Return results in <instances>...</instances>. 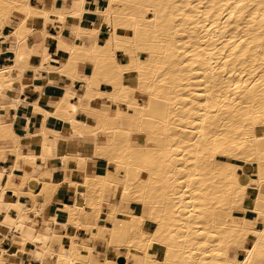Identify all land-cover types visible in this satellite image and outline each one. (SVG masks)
<instances>
[{
  "label": "bare ground",
  "instance_id": "6f19581e",
  "mask_svg": "<svg viewBox=\"0 0 264 264\" xmlns=\"http://www.w3.org/2000/svg\"><path fill=\"white\" fill-rule=\"evenodd\" d=\"M74 1L76 7L65 10L64 17L81 18L85 0ZM62 12L54 4L37 7L31 0H0V29L14 13L21 15L12 32L3 33L7 44L2 54L12 63L0 65V161L7 160L8 153L13 158L9 167H0V264H30L14 261L17 250L29 251L36 264H121L128 258L136 264H264V0H105L103 9L95 7L107 30L103 42L97 39L99 28L77 25L75 37L86 33L89 46L57 37L64 52L61 66L56 68L44 49L38 52L39 66L27 65L33 51L26 44L32 31L27 18L38 15L45 21ZM117 51L125 62L116 60ZM84 61L91 63L89 75L77 70ZM27 67L33 73L54 71L81 85L80 95L72 92L68 97L63 90L52 108L38 100L29 102L42 122L36 134L24 133L37 137L25 153L23 135L1 111L9 106L16 112L27 103L21 95ZM102 81L106 89L100 88ZM136 93L142 95L141 104ZM84 96L88 101L81 104ZM94 98L124 104L126 111L115 108V114L127 117L131 125L108 126V111L92 106ZM78 108L88 109L96 124L75 119ZM49 115L68 123L71 133L105 134L93 155L106 158L123 175L101 169L80 182L64 178L80 191L94 192L88 195V206L97 216L105 202L107 216L128 226L122 232L81 220L79 202L57 209L64 221L54 217L44 231L32 227L28 213L40 215L60 183L34 174L43 159L56 155L59 136L43 125ZM135 134L144 141L131 142ZM19 160L25 167L15 182ZM132 170L145 176L131 179ZM179 176H184L182 184ZM25 186L32 194L31 207L20 200ZM116 188L118 200L105 201L104 195ZM41 194L43 203L36 200ZM126 194L141 204L144 214L124 209ZM13 195L15 200L10 199ZM145 220L154 225L150 233L142 229ZM58 222L64 228L70 224L75 230H101L107 245L114 247L123 245L117 241L123 233L124 245L139 252L126 251L110 261L75 233L56 232L53 224ZM7 236L9 249L1 244ZM52 242L56 249L50 247ZM152 242L161 247V257L149 251Z\"/></svg>",
  "mask_w": 264,
  "mask_h": 264
},
{
  "label": "crops",
  "instance_id": "0c3cea01",
  "mask_svg": "<svg viewBox=\"0 0 264 264\" xmlns=\"http://www.w3.org/2000/svg\"><path fill=\"white\" fill-rule=\"evenodd\" d=\"M31 1L32 4L37 7H47L49 4H54L55 7L60 8L63 12L62 14L57 15L50 14L45 21L41 16L38 15L29 16L27 18L26 25L29 28L31 27L32 31L26 39V44L32 47L33 50L27 61V65L29 66L36 67L40 65L41 57L38 52H40L42 49L50 54V60L53 64H55L56 68L64 63V59L62 58L64 52L61 48L58 47L57 37H59L60 40L67 42L68 44L77 42L82 45L89 46L91 44V39L86 33H80L78 37H75L76 32L79 31H77V28L75 30V27L77 25V27L80 26L81 28H99V33L97 35V39L99 42H103L104 38L107 36L106 26L102 23L101 20L102 17L99 13L95 12V7L98 9L104 8L105 0H85V10H83L81 18L78 14H67V17L63 16L67 13L65 10H73L76 7V3L74 0ZM12 17L13 18L7 21L2 29H0V65L12 63L10 58H7L5 54H2L6 49L7 44V40L4 39L3 33L12 32L15 23L20 20L21 15H19V13H14ZM72 26H74L73 30H71ZM116 60L118 62H125L126 57L121 52L117 51ZM77 70L80 75H89L91 73V63L88 61L79 62ZM44 72L45 71L40 72L37 70L35 73H33L32 69L27 67L23 74L25 88L21 93V95L26 98L27 103L20 105L16 112L12 111L9 106L1 111V114L5 119H12L15 132L17 134H20V136L23 135V138L21 140V150L25 153L31 151L30 142H36L37 137L27 138L24 136V133L27 131L28 133L30 132L31 134H36L42 122L41 113L33 110L29 102L38 100L39 102L52 108V106L56 104L58 99L63 96L64 91L68 97H70V94L72 92H76L80 95L78 89L80 88L81 84L77 82V80L72 82L69 76H62L60 73L54 71ZM104 83L105 82L101 83V89L107 88V84ZM36 85L39 88H36ZM136 97L139 100L138 102L141 104L142 95L140 93H136ZM87 101L88 98L84 96L81 100V104H86ZM73 102H75V104H78V101ZM91 105L98 110H105L106 112L108 111L107 114L110 117L107 122L108 126L128 127L131 125V122L127 117H116L115 108L119 111H126V107L123 104H119L117 107H115L111 105V102L106 98H94L91 101ZM14 113H16L17 115L15 114L14 116ZM74 118L84 122L89 126H94L96 124L95 118L91 114H89L88 109L82 110V108H78L76 113L74 114ZM44 120L46 121H43L44 127L50 133L58 135L59 139L55 148L56 155L51 158L43 159L38 169L34 171V174L38 177H50L52 178L53 182L60 183L55 189L56 191L53 192L50 201L45 204L40 215L33 214L32 212L28 213L33 219L31 221L32 227L37 228V230L39 231H44V227L50 223L49 220H51L52 218L55 217L61 222L64 221L66 217L56 215L57 209L63 204H73L75 202H79L83 208V213H81L79 216L84 222L92 225L96 224L98 226H109L108 228H111L112 226V229L117 233L122 232L123 230L128 228V226L123 225L120 220H114V216H107L106 213L108 211V207L105 202L101 205L98 216L92 213L88 206V198L82 191L79 190L80 187L78 189L75 185L70 184L69 181L65 180V178L68 177L72 181L80 182L83 180L84 175L94 176L98 174L101 169H106L108 172L117 174L118 176L123 175L122 170L119 169L115 164L111 162L109 163L106 158L93 155L94 145L103 143L105 141V134L103 132H98L97 136L94 137L90 132H83L82 134L71 133L68 130L70 125L60 120L59 118L49 115ZM143 140V135L135 134L133 135L131 142L142 143ZM64 156L67 157L64 158ZM79 157H84L85 161L81 162L79 160ZM6 159L7 160L5 161H0V167L10 166L13 161L12 155L8 153L6 155ZM17 165V172H15L13 175V180L15 182H18L20 180L18 171L24 169L25 167L24 163L21 160L17 161ZM144 176V174L139 175V173L135 170H132L128 174V177L131 179H137ZM38 191V188L34 189L33 193L37 194ZM21 193L22 196L20 197V200L26 203L28 207H31L34 202L31 200L32 194L28 192L26 186L23 188V190H21ZM2 196L3 195H0V198ZM118 197L119 190L116 188L111 194L106 193L103 199L105 201L115 203L118 200ZM123 198L128 201V204L123 205L124 209L135 215L144 214V209L143 207H141V204L132 202L130 200V196L127 194L123 195ZM10 199L15 200V196L13 195L12 197H10ZM36 200L43 203L44 196L42 194L38 195L36 196ZM246 215L252 216V214L249 212ZM61 222H58L59 224H53V228L56 232L66 231L70 234L75 233L78 238H82L86 244L94 245L93 249L94 251H96L95 253L105 252L106 256L111 259L110 261L117 260L118 256L124 257V253L126 251L139 252V250L135 248L127 249L124 246L114 247L107 245V242L105 240L106 236L101 232V230L94 229V227H91L92 229L90 230L85 227L75 230L70 224L67 225L66 228L62 227ZM153 227V223L149 220H145L142 225V229L146 233H150ZM34 228L28 231L30 233H33V231L35 230ZM8 237L9 236H7L5 240L1 242L2 247H4L5 249H9L11 247ZM117 241L121 244H124L126 243L127 238L123 233H120L117 237ZM50 247L52 249H56L57 244L55 242H52L50 244ZM149 251L154 253L156 257H161L162 249L159 245L153 244L152 248H150ZM16 255L17 256H15L14 261L23 260L24 262H29L30 264H36V260H34L29 251L22 252L21 250H17ZM49 261L52 262V259H50ZM120 262L121 264H136L131 258L120 260Z\"/></svg>",
  "mask_w": 264,
  "mask_h": 264
},
{
  "label": "rangeland",
  "instance_id": "374dc122",
  "mask_svg": "<svg viewBox=\"0 0 264 264\" xmlns=\"http://www.w3.org/2000/svg\"><path fill=\"white\" fill-rule=\"evenodd\" d=\"M205 84H206V83H205ZM202 85H204V83H203ZM123 105H124V104H123ZM115 107H117V106H115ZM143 141H144V140H143ZM143 141H142V142H143ZM178 152H179V151H177V153H178ZM179 153H180V152H179ZM180 156H181V155H180ZM218 160L220 161V159H218ZM180 174L182 175V173H180ZM180 174H179V175H180ZM174 176L177 178V174L174 175ZM172 177H173V175H172ZM173 178H174V177H173ZM180 178H182V179L180 180ZM183 179H184V176H182V177L179 176V177H178L177 180H180V183H179V184H182V183H183V181H182ZM79 190H80V189H79ZM81 191H82V190H81ZM82 192L85 194V196H86L87 198H88V195H90V196H93V195H94V192H89V193H88V192H85V191H82ZM120 244H121V243H120ZM153 244H156V245H157L156 242H155V243L152 242V243H151V247L153 246ZM121 246H124V247H126L127 249H131V248H133V247L130 248L129 246H127V244H126V245L123 244V245H121ZM121 246H117V247H121ZM77 247H79V246H77ZM135 249H136V248H135ZM231 254H233V252H232Z\"/></svg>",
  "mask_w": 264,
  "mask_h": 264
}]
</instances>
